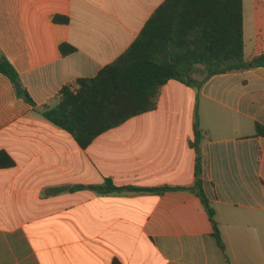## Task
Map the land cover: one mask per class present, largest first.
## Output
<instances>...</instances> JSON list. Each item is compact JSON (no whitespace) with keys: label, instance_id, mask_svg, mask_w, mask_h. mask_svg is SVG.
I'll use <instances>...</instances> for the list:
<instances>
[{"label":"crops","instance_id":"obj_1","mask_svg":"<svg viewBox=\"0 0 264 264\" xmlns=\"http://www.w3.org/2000/svg\"><path fill=\"white\" fill-rule=\"evenodd\" d=\"M165 1L0 0V49L35 102L0 73V152L14 161L0 169V264H264V67L200 89L169 80L153 110L87 148L42 114L124 54ZM243 8L250 63L264 53V0ZM197 112L202 188L225 251L197 195ZM107 180L118 189H64Z\"/></svg>","mask_w":264,"mask_h":264},{"label":"trees","instance_id":"obj_2","mask_svg":"<svg viewBox=\"0 0 264 264\" xmlns=\"http://www.w3.org/2000/svg\"><path fill=\"white\" fill-rule=\"evenodd\" d=\"M69 21L65 16L54 17L55 23ZM61 50L66 53V46H61ZM255 67H264V53L250 63L245 59L243 0H166L124 54L96 77L64 86L59 103L45 107L42 114L71 133L82 148H87L103 132L153 110L162 86L169 80L200 89L215 75ZM0 73L11 80L18 97L35 106L19 73L1 49ZM256 134L264 136L263 125L256 124ZM202 136L197 112L193 143L197 153V195L208 211L213 236L225 251L215 211L202 188ZM13 165V159L0 152V169ZM81 188L102 194L118 189L110 180L101 186L64 189Z\"/></svg>","mask_w":264,"mask_h":264}]
</instances>
